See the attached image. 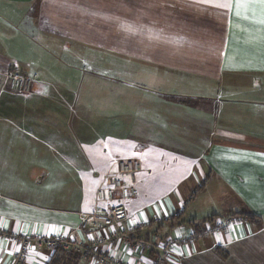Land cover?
Segmentation results:
<instances>
[{"label":"crops","instance_id":"obj_1","mask_svg":"<svg viewBox=\"0 0 264 264\" xmlns=\"http://www.w3.org/2000/svg\"><path fill=\"white\" fill-rule=\"evenodd\" d=\"M103 1L0 0V230L78 242L104 235L81 227L79 213L93 208L113 158L137 157L138 191L124 201V226H148L135 238L230 219L165 264H264V13L257 5L237 16L234 7L216 8L234 0H198L210 23L202 44L175 48L192 59L144 51L131 60L154 83L103 79L92 85L105 94L79 102L70 88L50 90L61 80L54 69L85 67L65 54L84 25L104 29ZM15 75H28L26 87ZM105 247L124 263L136 259L122 241ZM13 250L0 236V264H11ZM54 253L31 251L24 264H47Z\"/></svg>","mask_w":264,"mask_h":264},{"label":"rangeland","instance_id":"obj_2","mask_svg":"<svg viewBox=\"0 0 264 264\" xmlns=\"http://www.w3.org/2000/svg\"><path fill=\"white\" fill-rule=\"evenodd\" d=\"M97 7L99 9L101 6ZM207 7V4H201L198 0H104L101 7L104 29L98 26L96 30L93 26L92 30L90 26L85 28L84 25L87 32L82 33V37H74L70 51L65 54L71 57L73 63L85 67L67 70L56 62L54 78L56 82L61 80L59 85H53L50 90L63 92L65 87L70 88L73 93L79 94V102H83L88 96L92 99L95 95L106 93L92 85L103 79L154 83L151 77L141 71L143 66L131 60V57L143 56L145 51L153 57L186 55L192 59L189 51L176 53L175 48H191L202 44L203 27L207 29L210 24ZM78 16L75 18L77 21ZM71 23L73 26V21ZM80 23L74 26L81 28ZM89 23L92 25L93 21ZM173 60L180 61L176 57ZM27 76L21 77L28 79ZM23 85L24 81L19 88L26 87ZM12 87L16 88L15 85ZM94 104V100L90 101L91 106Z\"/></svg>","mask_w":264,"mask_h":264},{"label":"built area","instance_id":"obj_3","mask_svg":"<svg viewBox=\"0 0 264 264\" xmlns=\"http://www.w3.org/2000/svg\"><path fill=\"white\" fill-rule=\"evenodd\" d=\"M15 82H22L14 76ZM141 171V163L137 157L113 158L106 167L101 182L95 189L94 205L91 211L80 212L81 227L104 231V235H96L88 242L72 241L62 235L35 234H6L0 230V236L14 244L11 264H24L31 251L48 250L50 253L61 248L67 252L79 254L78 264H139L136 259L144 254L153 253L151 264H165L174 254L173 247L185 246L193 243L202 235L217 234L226 227L230 219H218L212 223H205L198 230L175 234L162 239L146 240L135 238L134 233L148 226L141 221L124 226L127 221L124 201L137 194L136 175ZM124 242L134 253L135 261L124 263L122 259L106 251L105 246Z\"/></svg>","mask_w":264,"mask_h":264},{"label":"snow or ice","instance_id":"obj_4","mask_svg":"<svg viewBox=\"0 0 264 264\" xmlns=\"http://www.w3.org/2000/svg\"><path fill=\"white\" fill-rule=\"evenodd\" d=\"M201 2H205L207 3L208 0H201ZM259 6V8L262 10V13H264V0H234V2L230 5L229 3H223L218 5L219 7H223V8H229L234 7L236 9V14L237 16L241 15L242 10L244 12H247V10H249L250 8H255L256 6ZM261 23H264V18L261 19ZM135 221H133L134 223ZM53 231H58L57 229L53 228ZM177 235H179V233H177ZM221 237L219 236V234L217 235V240H220ZM174 252L178 251L175 247H173L172 249ZM190 254V253H189ZM182 255V253H181Z\"/></svg>","mask_w":264,"mask_h":264},{"label":"trees","instance_id":"obj_5","mask_svg":"<svg viewBox=\"0 0 264 264\" xmlns=\"http://www.w3.org/2000/svg\"><path fill=\"white\" fill-rule=\"evenodd\" d=\"M252 219L253 215H246ZM79 255L76 252H67L61 248L57 249L47 264H77Z\"/></svg>","mask_w":264,"mask_h":264}]
</instances>
